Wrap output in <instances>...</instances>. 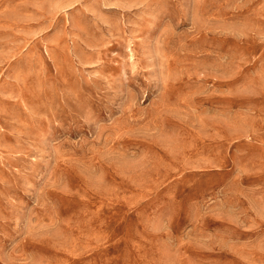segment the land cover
<instances>
[{"label": "rangeland", "instance_id": "1", "mask_svg": "<svg viewBox=\"0 0 264 264\" xmlns=\"http://www.w3.org/2000/svg\"><path fill=\"white\" fill-rule=\"evenodd\" d=\"M0 264H264V0H0Z\"/></svg>", "mask_w": 264, "mask_h": 264}]
</instances>
